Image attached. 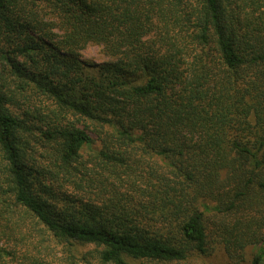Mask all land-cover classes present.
Here are the masks:
<instances>
[{"label":"trees","instance_id":"trees-1","mask_svg":"<svg viewBox=\"0 0 264 264\" xmlns=\"http://www.w3.org/2000/svg\"><path fill=\"white\" fill-rule=\"evenodd\" d=\"M212 257L264 264V0H0V264Z\"/></svg>","mask_w":264,"mask_h":264},{"label":"rangeland","instance_id":"rangeland-1","mask_svg":"<svg viewBox=\"0 0 264 264\" xmlns=\"http://www.w3.org/2000/svg\"><path fill=\"white\" fill-rule=\"evenodd\" d=\"M78 54H79V58L87 63L100 64L108 60V56L103 52L101 46L93 43L86 45L78 52ZM88 248H91V246L79 247L78 251L82 252ZM197 259L198 260H194V259L190 260L189 264H205V261H203V259H199V258ZM206 264H220V262L218 261L217 258L212 257L211 259H207Z\"/></svg>","mask_w":264,"mask_h":264}]
</instances>
